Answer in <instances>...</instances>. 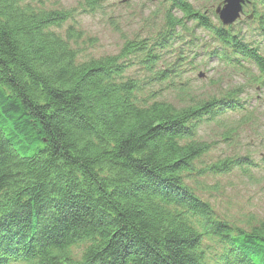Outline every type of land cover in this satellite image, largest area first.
I'll use <instances>...</instances> for the list:
<instances>
[{"label":"trees","instance_id":"1","mask_svg":"<svg viewBox=\"0 0 264 264\" xmlns=\"http://www.w3.org/2000/svg\"><path fill=\"white\" fill-rule=\"evenodd\" d=\"M251 2L264 29V0ZM41 3L0 0V264H264V223L231 224L186 183L203 177L200 125L239 108L226 99L240 90L181 108L148 93L175 70L153 50L195 44L194 29L264 74V54L241 25L233 32L215 11L173 0L154 44L129 41L117 56L79 62L69 43L80 35L53 30L71 12ZM136 64L145 77H127ZM239 159L208 172L228 174Z\"/></svg>","mask_w":264,"mask_h":264},{"label":"rangeland","instance_id":"2","mask_svg":"<svg viewBox=\"0 0 264 264\" xmlns=\"http://www.w3.org/2000/svg\"><path fill=\"white\" fill-rule=\"evenodd\" d=\"M169 1L172 0H98L100 5L95 10H89L86 0H41L38 7L71 12L72 18L53 30L65 38L67 30L73 28L80 37L69 44L78 53V61L86 62L117 56L129 41L154 44L155 34L165 32L163 19ZM188 1L197 10L208 8L212 2L213 13L225 0ZM241 1L239 18L231 24H224L220 19L219 22L222 27L233 28V32L235 26L241 25L243 36L251 48L264 54V29L258 21H251L252 0ZM256 10L259 13L264 11L261 4L256 6ZM206 11L210 12L209 9ZM188 28L192 31L190 26ZM192 32L198 37L195 44L191 38L188 42L184 39L181 43H172L173 47L170 49L169 46L165 52L153 50L161 55L159 66L169 68L174 65L175 70L170 76L172 80L165 81L168 84L164 85L163 91H159L162 87L157 86L148 93L153 95L156 91L161 94L160 98L153 100L155 102L163 101L181 108L193 100L202 102L210 97L224 99L228 92L240 90L238 96L226 99L233 100L231 105L239 108L200 125L194 139L209 146L207 153L196 162L198 171H204L203 177L186 183L198 190V194L203 195L220 216L233 225L248 229L249 226L264 223V74L255 60L237 55L233 48L222 46L212 37L209 39L202 29ZM139 70L141 66L136 64L127 77H145L146 73ZM183 86L182 90L186 88L189 94H180L179 88ZM244 116L250 121L239 122ZM230 130L235 133L226 140ZM236 159H239L242 168L235 167L223 175L208 172L214 164ZM250 162L252 166L248 164ZM205 188L207 193L204 195ZM212 246L215 248L214 243ZM74 253L79 254L80 251L75 249Z\"/></svg>","mask_w":264,"mask_h":264},{"label":"water","instance_id":"3","mask_svg":"<svg viewBox=\"0 0 264 264\" xmlns=\"http://www.w3.org/2000/svg\"><path fill=\"white\" fill-rule=\"evenodd\" d=\"M241 2V0H225L223 2V6L220 5L217 8L216 13L224 24H231L239 18L241 12Z\"/></svg>","mask_w":264,"mask_h":264},{"label":"bare ground","instance_id":"4","mask_svg":"<svg viewBox=\"0 0 264 264\" xmlns=\"http://www.w3.org/2000/svg\"><path fill=\"white\" fill-rule=\"evenodd\" d=\"M173 1V0H172ZM220 5V4H219ZM222 6H223V4H221ZM212 7H213V5L210 3L209 5H208V8H209V10L211 11L212 10ZM215 13H216V11H215ZM217 14V13H216ZM218 15V14H217ZM218 17V19H220L219 18V16H217ZM181 59H182V57H181ZM179 64H180V62H179ZM181 66V65H180ZM204 246H206V244H204Z\"/></svg>","mask_w":264,"mask_h":264}]
</instances>
